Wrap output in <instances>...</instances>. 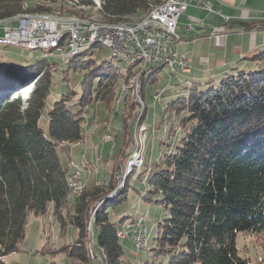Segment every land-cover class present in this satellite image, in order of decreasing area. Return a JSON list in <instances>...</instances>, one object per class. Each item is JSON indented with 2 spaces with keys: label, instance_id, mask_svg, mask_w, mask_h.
Returning <instances> with one entry per match:
<instances>
[{
  "label": "trees",
  "instance_id": "obj_1",
  "mask_svg": "<svg viewBox=\"0 0 264 264\" xmlns=\"http://www.w3.org/2000/svg\"><path fill=\"white\" fill-rule=\"evenodd\" d=\"M100 1L102 16L129 23L140 19L150 4L148 0ZM23 3L0 0V20L21 14ZM27 11L48 13L41 7ZM91 55L86 51L68 61L67 70L85 71L84 90L77 111L73 110L75 91L53 102L47 111L48 135L39 126L53 81L42 71L46 59L31 58L14 66L0 57V264L18 250L28 217L44 215L49 206L61 232L67 225L77 230L72 243L52 252L62 253L64 264H94L98 258L102 259L98 264H129L123 260L118 232L133 216L119 218L111 209L126 199L130 176L118 197L109 196L114 188L111 179L106 185H85L70 201V169L59 156L62 144L84 140L88 108L94 103L110 108L118 81H128L137 73L130 67L119 73L112 61L100 67L93 60L84 61ZM250 60L255 69L234 68L218 80L186 81L167 103L160 123L170 136L178 134L177 144L137 177L144 188L139 198L160 205L165 213L147 249L151 260L141 264H250L245 248H239V234L264 250V51ZM155 74L147 80L155 81ZM62 77L67 79L64 73ZM95 77L98 82L92 89L87 83ZM31 80L35 82L28 100L17 96L11 100V94ZM259 260L264 264V254Z\"/></svg>",
  "mask_w": 264,
  "mask_h": 264
},
{
  "label": "rangeland",
  "instance_id": "obj_2",
  "mask_svg": "<svg viewBox=\"0 0 264 264\" xmlns=\"http://www.w3.org/2000/svg\"><path fill=\"white\" fill-rule=\"evenodd\" d=\"M30 7L32 9L41 7L48 11V13L31 14L27 11L31 9ZM93 8V5H91L84 11L73 8L72 5L62 1L53 3L45 2L44 0H24L23 12L19 15L22 16L25 13L28 15H57L56 17H86L89 19L92 17L96 18L98 15ZM17 24L16 22L14 26ZM2 29L3 25H0V36L2 35ZM174 45L175 43L172 45V49L175 50L174 52L184 54L182 51H176ZM91 52V56H84V61L88 62L93 60V65L99 67L103 63L112 61L119 73H125L128 69L127 63L112 59L111 52L105 48L97 47L91 50ZM0 57L2 60H7V63H11L14 66L19 64L16 62L29 61L31 58L36 60L46 59L48 63L55 64L48 65L47 62H42L45 66L42 70L45 76L53 77L50 93L47 97V107L39 120V126L45 135H48L49 127L47 111L53 102L68 94L69 91H75L77 95L74 98L76 103H74L73 110H78L77 100L84 90L83 82L86 76L85 71L82 69L76 72L67 70V63L70 60L68 57L60 59L56 55H47L39 51H29L14 46H0ZM155 67H157V71L152 66L145 71V74L140 75L138 78L134 75L128 81L123 80L121 82L119 80L115 90V100L110 108H105V105L101 103H94L88 108L87 114L84 115V118L86 115L89 116L86 121L89 130L85 140L73 144H62L58 149L62 162L68 165L70 169L69 175H73L74 166L80 165V167L78 166V170L81 171L82 188H85V185L93 183L94 181H105L104 177L107 172L106 177L109 179L111 175L114 183V188L109 196L112 195V198H115L120 195L119 193L123 188L125 178L128 179L130 176L128 179L130 187L126 199L111 209V214H117L119 218L133 216V218L128 219L129 221L127 220L122 226H131L138 222L139 228L142 229L143 236L147 241L145 252H137L136 246L134 248L133 243L129 239L121 241L123 260L129 264H141L151 260V254L147 252V249L150 248L152 239L156 235L157 224L165 213L160 205L144 202L139 198V195H144V188L142 181L137 177L144 169L151 168L152 164L167 149L176 146L178 134L170 136L169 132L166 133L164 131L166 125L164 127L160 121L163 118L167 103L177 97L182 91V87L185 85L184 79L188 77L178 71L173 72L168 66L160 67V65H157ZM154 71L156 72V79L150 82L147 79L150 75H154ZM63 73L67 79L62 77ZM141 77L145 78L142 86L140 84ZM220 77L216 80L220 79ZM32 81V84L26 87L30 88L31 91L33 90L35 80ZM97 82V77L89 78L87 86L92 85V89H95ZM24 91L25 89L21 88L18 93H13L14 95L12 96L10 95L11 100L19 97L23 102H26L25 99L27 98H22L24 97ZM158 92L160 93V98L154 100V95ZM126 95L128 97L125 98ZM144 112L145 115L142 124L139 126L136 125ZM167 122V118L164 117V124H167ZM142 127H145L146 130H143ZM79 146L80 151L85 150L89 155L82 158V155L79 157L77 154H72V160H69V157L67 160L65 155L69 156L68 152L70 149ZM94 146L96 147V158L90 156ZM133 155L134 159H131ZM100 156L103 158L101 161L99 160ZM86 163L89 164L86 165ZM83 164H85L84 168ZM108 165L111 170L107 167ZM92 218L93 214L91 213L90 229L92 228ZM139 230L138 234L141 232ZM91 231L92 229L89 230V232ZM76 234V228L71 225H67L64 232L60 231L58 222L53 217L51 207L49 206L44 215H30L28 217L24 239L19 244L18 250L6 257L4 261L6 264L67 263V259L62 253L52 254V252L59 250L64 245L72 243ZM237 241L241 250L244 251L245 248V253L250 258V264H261L259 256L262 257L264 250L260 245L257 246L251 241H244L241 234H239ZM98 262L100 263L101 260L97 259L94 264H98Z\"/></svg>",
  "mask_w": 264,
  "mask_h": 264
},
{
  "label": "built area",
  "instance_id": "obj_3",
  "mask_svg": "<svg viewBox=\"0 0 264 264\" xmlns=\"http://www.w3.org/2000/svg\"><path fill=\"white\" fill-rule=\"evenodd\" d=\"M189 7H195L206 12L212 11L209 0H174L159 15L145 19L137 26V29L132 30H123L120 26L103 29L97 26L95 22L81 24L77 21H44L40 18L30 20L25 17L19 26H9V23L3 25V36L0 38V44L29 51H39L60 58L71 49L81 48L85 39L101 38L107 41V48L117 60L141 57V64L137 73L143 68L142 60H149V64L166 62L168 66H177L182 70L183 75H187L190 72L187 59L184 54L174 52L172 45L180 41L176 27L180 16ZM64 29L73 30L74 39H68L60 50L49 51V44L52 42L54 34ZM212 35L218 36L219 33L213 32ZM159 98L160 93L158 92L154 95V100ZM142 129L146 130L145 127ZM131 159H134V155ZM78 166H74V187H77L79 179ZM139 229L138 222L131 226H121L120 240L129 239L135 248Z\"/></svg>",
  "mask_w": 264,
  "mask_h": 264
},
{
  "label": "crops",
  "instance_id": "obj_4",
  "mask_svg": "<svg viewBox=\"0 0 264 264\" xmlns=\"http://www.w3.org/2000/svg\"><path fill=\"white\" fill-rule=\"evenodd\" d=\"M209 1L212 11L189 7L180 16L176 27L180 41L175 43L174 48L184 53L190 67L189 74L184 75L188 76L184 82L216 80L234 68L255 69L257 66L250 58L264 51V0ZM213 32L219 35L213 36ZM88 118L86 115L83 125L85 137L89 130ZM68 153L69 156L65 155L67 160L68 157L72 160V154L82 155V158L89 155L85 150L80 151V146L70 149ZM96 155L94 146L90 156L96 158ZM102 159L100 156L99 160ZM106 175L107 172L105 181H94L87 185H106L112 179L111 175L109 179Z\"/></svg>",
  "mask_w": 264,
  "mask_h": 264
},
{
  "label": "bare ground",
  "instance_id": "obj_5",
  "mask_svg": "<svg viewBox=\"0 0 264 264\" xmlns=\"http://www.w3.org/2000/svg\"><path fill=\"white\" fill-rule=\"evenodd\" d=\"M83 1H85V0H68V1H62V2H65L67 4L72 5L73 8H76L78 10H84V11L86 10V8H89V6L93 5V7H94L93 9L96 10V12L98 13L96 18H94V17L89 18V19L86 17L85 18H82V17H80V18L79 17L78 18H73V17L72 18H64V17H56L57 15L56 16H52V15L45 16V15H31V14L28 15V14L23 13L24 15L23 14H22V16L17 15L18 18L9 22V26H14L16 22L18 23L16 26H19V24L22 22V20L25 17H27L30 20H37L40 18L44 21H66V22L77 21L78 23H81V24H90L92 22H95L97 26H99L100 28H103V29H110V28L120 26L121 28H123V30H132V29H137V26L140 23L144 22L145 19H147L153 15H159L161 12H163V10L166 7H169V3L174 2V0H156L157 1V3H156L154 0H149L150 4H149L148 11L137 21L129 23L123 19L119 21V20L109 19L107 17L105 18L104 16H102L101 12H102V6L104 3L100 0H88L89 3H83ZM68 39H74V31L73 30L64 29L61 32H56L53 36L52 42L49 44V51H56V50L62 49L64 47V44L66 43V41ZM97 47H101V48H105V49L109 50V48H107V41H105L104 39L88 38V39H85L84 42H82L81 48L71 49V51L62 55V57H60V59H64L66 57H68V59H73V58H76L79 54L86 52V51H91ZM57 58H59V57H57ZM112 59H115L113 57V55H112ZM118 61L127 63L128 67H130L134 71H137V69L139 68V66L141 64V57H134V58H130V59H126V60H118ZM157 65L158 66L160 65V67L161 66H168V63H166V62H154L153 64H149V60H142V67L143 68H141L139 73H136V77L138 78L140 75L145 74V71H147L148 68H150L152 66H154V68H155V66H157ZM168 67H170L173 72L178 71V72L182 73V70L180 68H178L177 66H168ZM26 87L27 86L24 87V89H25V91L23 92L24 97H22V98H27V99H25V101L28 100L29 95H30L29 93L31 91L30 88H26ZM78 174H79V179L77 181V187H74V182H73L74 173H73V175H70L67 178V183H68L67 185H68V189H69V200L70 201L76 200L84 189L81 186V178H80L81 177V171L80 170H78ZM139 231H141V232L139 234H137V245H135V246H136L137 252L138 251L144 252L147 248L146 247L147 241L143 236L142 229H140ZM118 238L120 239V231L118 232ZM91 252L92 251H90V257L94 258L95 256Z\"/></svg>",
  "mask_w": 264,
  "mask_h": 264
},
{
  "label": "water",
  "instance_id": "obj_6",
  "mask_svg": "<svg viewBox=\"0 0 264 264\" xmlns=\"http://www.w3.org/2000/svg\"><path fill=\"white\" fill-rule=\"evenodd\" d=\"M16 18H18V16H15V17H12V18H9V19H5V20H0V25H5V24H7V23H9V22H11V21H13V20H15ZM3 36V29H2V35L0 36V38ZM0 46H4V47H6V46H10V45H1L0 44ZM32 80L30 81V82H28L26 85H24L22 88H24L25 86H27V85H30V84H32ZM11 95H13V93L11 94Z\"/></svg>",
  "mask_w": 264,
  "mask_h": 264
}]
</instances>
